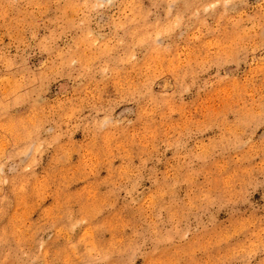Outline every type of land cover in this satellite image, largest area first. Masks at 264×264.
<instances>
[{"label": "rangeland", "instance_id": "obj_1", "mask_svg": "<svg viewBox=\"0 0 264 264\" xmlns=\"http://www.w3.org/2000/svg\"><path fill=\"white\" fill-rule=\"evenodd\" d=\"M0 264H264V0H0Z\"/></svg>", "mask_w": 264, "mask_h": 264}]
</instances>
